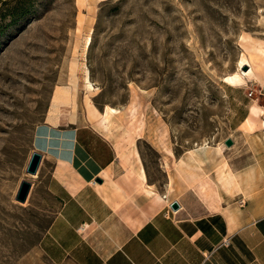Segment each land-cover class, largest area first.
Masks as SVG:
<instances>
[{"label": "rangeland", "instance_id": "rangeland-1", "mask_svg": "<svg viewBox=\"0 0 264 264\" xmlns=\"http://www.w3.org/2000/svg\"><path fill=\"white\" fill-rule=\"evenodd\" d=\"M242 55L264 71V0H0V264H54L39 240L59 205L26 166L59 87L166 190L177 158L226 147L256 83L223 81Z\"/></svg>", "mask_w": 264, "mask_h": 264}, {"label": "crops", "instance_id": "crops-1", "mask_svg": "<svg viewBox=\"0 0 264 264\" xmlns=\"http://www.w3.org/2000/svg\"><path fill=\"white\" fill-rule=\"evenodd\" d=\"M255 82L232 145L177 158L166 190L56 90L33 131L59 205L43 254L54 264H264V79Z\"/></svg>", "mask_w": 264, "mask_h": 264}, {"label": "bare ground", "instance_id": "bare-ground-1", "mask_svg": "<svg viewBox=\"0 0 264 264\" xmlns=\"http://www.w3.org/2000/svg\"><path fill=\"white\" fill-rule=\"evenodd\" d=\"M89 44H90V38L88 37L86 39V45H89ZM245 66L249 67V69L245 70L244 69ZM253 76L255 80L262 81L264 79V71H262V73H258L257 75L254 74V71L251 67L248 57L242 55L241 58H239V60L237 61V70L232 72L231 74L224 76L223 81L229 85L238 86V85L245 84L247 80L251 79ZM84 81L88 89L90 90L93 89V86L89 78L88 70L84 71ZM63 88L64 87H62V90H61V87H59V89L61 90L60 91L61 95L70 100L71 98L70 91L67 89H63ZM114 111H115L114 108H111V107L109 108L110 113H113ZM204 145H206V143Z\"/></svg>", "mask_w": 264, "mask_h": 264}, {"label": "water", "instance_id": "water-1", "mask_svg": "<svg viewBox=\"0 0 264 264\" xmlns=\"http://www.w3.org/2000/svg\"><path fill=\"white\" fill-rule=\"evenodd\" d=\"M244 69L246 70L247 67L245 66ZM224 144L229 147L232 145V140L228 138L224 141ZM41 158H42L41 153L37 151H33L31 153L28 164L26 166V172L28 174L30 175L37 174V171H38V168L41 162ZM31 186H32V183L30 181L22 180L18 187L17 193L15 195V200L20 203H24L27 199ZM170 207L171 209L176 210L178 208V204L176 202H173L170 205Z\"/></svg>", "mask_w": 264, "mask_h": 264}, {"label": "built area", "instance_id": "built-area-1", "mask_svg": "<svg viewBox=\"0 0 264 264\" xmlns=\"http://www.w3.org/2000/svg\"><path fill=\"white\" fill-rule=\"evenodd\" d=\"M254 93V90H249V92H248V96H251L252 94Z\"/></svg>", "mask_w": 264, "mask_h": 264}]
</instances>
